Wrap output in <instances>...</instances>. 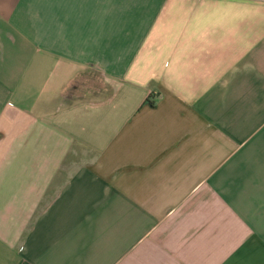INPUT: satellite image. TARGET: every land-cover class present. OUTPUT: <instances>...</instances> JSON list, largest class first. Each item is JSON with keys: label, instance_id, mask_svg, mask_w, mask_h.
Here are the masks:
<instances>
[{"label": "crops", "instance_id": "0c3cea01", "mask_svg": "<svg viewBox=\"0 0 264 264\" xmlns=\"http://www.w3.org/2000/svg\"><path fill=\"white\" fill-rule=\"evenodd\" d=\"M0 264H264V0H0Z\"/></svg>", "mask_w": 264, "mask_h": 264}, {"label": "rangeland", "instance_id": "374dc122", "mask_svg": "<svg viewBox=\"0 0 264 264\" xmlns=\"http://www.w3.org/2000/svg\"><path fill=\"white\" fill-rule=\"evenodd\" d=\"M76 153L80 154L81 152H80L79 150H78V151H77V150H73V151H71V154H72V155H75Z\"/></svg>", "mask_w": 264, "mask_h": 264}]
</instances>
